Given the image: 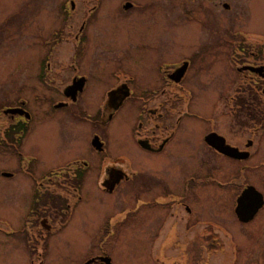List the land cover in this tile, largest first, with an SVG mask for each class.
Masks as SVG:
<instances>
[{
  "label": "flooded vegetation",
  "instance_id": "af4514ba",
  "mask_svg": "<svg viewBox=\"0 0 264 264\" xmlns=\"http://www.w3.org/2000/svg\"><path fill=\"white\" fill-rule=\"evenodd\" d=\"M67 1L73 11L74 0ZM99 2L82 14L78 28L69 26V37L73 39H59L63 33L51 28L47 30L53 39L43 38L44 29L36 26L28 30L24 24L26 28L21 30L19 40L23 51H36L35 68L30 69L32 61L26 62L27 71L19 88L9 82L12 77L0 83V87L7 88L4 95L0 93V101L8 100L0 105V155L17 163L14 162L12 170L1 169L0 176L8 180L16 172L29 173L34 184L29 201H4L6 213L0 214V250L12 255L9 264H123L120 253L109 244L124 232V227H131V235L139 234L138 238L151 237L149 255L155 264H183V259L186 264L184 236L218 238L221 229L232 232L229 225L202 214L206 190L224 188L232 192V216L241 225L251 223L264 209L263 204L253 219L245 223L238 220L235 212L237 197L247 187H254L264 201V154L259 155L264 152L260 147L264 135V29L250 25L260 20L254 10L256 4L262 10L263 1L115 0L122 17L133 19L136 27L141 25L153 31L154 38L162 25L167 28L178 24L183 29L196 26L199 31L200 41L191 57L180 55L154 61L153 69L150 68L155 75L153 84L136 87L134 66L141 73L144 70L135 61L134 51L144 46L153 48L156 40L124 39L125 36L117 40L92 39L91 22L98 25L106 15L105 8L101 10L104 0ZM9 21L0 29V39L13 40L7 33ZM97 29L102 27L99 25ZM170 40L164 39L163 46L160 47L161 42L158 46L164 56L170 51ZM182 45L183 41L181 49ZM194 56L213 59L211 64L217 66L207 69L203 78L198 77L193 72V67L198 66L194 65ZM107 69L113 82L104 90L102 102L91 115L86 100L89 82L94 79V87L99 89L101 75ZM60 70L69 74L64 85L60 89L55 83L47 85L45 79L50 76L62 77ZM208 72L223 78L222 84L214 88L207 81ZM231 75L233 81L224 87ZM204 91L209 102L197 103L195 94ZM7 94L12 95L11 99L6 98ZM42 101L51 110L40 108L38 104ZM221 110L227 111L222 114L228 118L229 130L243 135L239 139L219 127ZM58 111L63 113L52 119L63 128L93 122L84 135L95 158L75 157L66 160L64 166L55 165L37 173L32 166L37 157L28 153L34 142L30 138L42 125L39 117ZM121 111H126L123 120L119 118ZM63 115L68 117V126L62 123L66 119ZM115 121L117 127L112 126ZM110 127L116 128L115 136L123 146L131 144L149 158L150 166L145 171L138 168L127 174L125 170L130 167L124 164L126 153L108 161L106 148L114 135ZM216 145L227 147L230 154ZM188 160L193 165L192 173L201 174V178L186 174L184 163ZM221 166L228 168L223 179L213 174ZM92 172L100 177L97 182L100 189L110 195L131 180L133 205L124 213L110 210L109 214L107 201H96L97 208L93 201H78ZM120 176L122 179L112 192L103 188ZM71 198L77 201H70ZM88 225L92 231L87 229ZM196 226L200 228L193 232ZM76 235L84 238L82 257H76ZM171 236L175 237L173 249L163 245L164 239ZM51 249L53 258L47 259ZM199 250L202 251L201 246Z\"/></svg>",
  "mask_w": 264,
  "mask_h": 264
},
{
  "label": "rangeland",
  "instance_id": "374dc122",
  "mask_svg": "<svg viewBox=\"0 0 264 264\" xmlns=\"http://www.w3.org/2000/svg\"><path fill=\"white\" fill-rule=\"evenodd\" d=\"M99 1L100 0H74L75 9L71 11L72 9L70 10V5L67 0H0V29L6 21L10 20L9 22L11 27L7 33H10L11 38L13 39L11 41L7 39H0V81L3 80L0 83H3L8 77H12L13 79L10 78L9 82L12 86L16 85V87L19 88L18 85H20L23 75L27 71L25 68L26 62L32 61L31 63L33 64L30 65V69L35 68L33 55L36 54V51H23V45L19 40V36L22 34L21 30H25L26 26L28 30L38 26L39 29H44L43 38L53 39L52 33L47 30V28H51L53 30L59 29L60 32L63 33L59 39H73L69 37V31L71 30L69 26L74 25L75 28H78L82 23V14L86 13L85 11L95 3L99 4ZM262 1V10L257 4L256 9L254 10L256 17H259L260 20L252 21L250 25L264 29V0ZM114 2L115 0H104L102 3L101 10L105 8L104 10L106 11V15L105 18L102 19V22L98 21V25L95 24V21L91 22L92 26L90 28L92 39L117 40L121 39L122 36H125L124 39L156 40L154 42L155 47L149 48L148 46H144L143 48L134 51L135 61H138L144 70V72L141 73L134 66L137 71L135 73L136 82L134 83V87L153 84L155 75L152 73L150 68L153 69L154 61L168 57L174 59L180 55H189L191 57V55L194 54L198 46L197 43L200 41L197 39L199 31L196 26H188L183 29L178 24H171V27L167 28L162 25L159 28V31L157 30L158 34L154 38L153 31H150L141 25L136 27L135 23H133V19L122 17V12L117 9V6L115 5L116 3ZM125 22H129L127 26L125 25ZM99 25L102 29H97ZM155 28L158 29L157 26ZM223 30H225V28ZM164 39H171V47H169L170 51L166 52V56H164L163 51L158 48L160 42V47L163 46ZM181 41L184 42L182 49ZM170 42L167 41V45L170 46ZM44 51L46 52L47 48H44ZM195 56L193 59L195 62L194 65L197 64L198 66L193 67V72L199 75L198 77L203 78V74L207 69L217 66L211 64L213 59L207 60L205 56L199 58H196ZM117 61L118 60L114 63L116 64ZM218 70L219 67L217 68V71ZM53 72L54 71H51L50 75H52ZM59 73L62 74V77L50 76L45 79L47 85L55 83L54 86L60 89L67 81L65 77L69 74L61 70ZM206 77L207 81H211V85L214 88H217L223 82V78L213 77L212 72H208ZM101 78L102 83L99 89L94 87L96 83L94 79L90 80L89 87L87 88L88 91L86 93V100L90 105L91 115H94L95 107L99 106L102 102L104 95L103 97H101V95L104 90L113 82L109 69L103 72ZM226 79L227 84L224 87L230 85L233 75ZM0 88V93L4 95L3 91H6L7 88L4 89L3 86ZM12 91L14 90L12 89L11 92ZM205 93L206 92L204 91L195 94L197 103L206 102L208 100L207 94ZM11 96V94H7L6 98L11 99ZM7 101H0V105H5ZM38 106L40 108L45 107L43 110H51V107L47 103H43V101L39 102ZM223 111L226 110L220 111L217 123L220 128H225L226 132L229 130L228 126H226L228 118L226 114H222ZM62 113L63 111H58L48 117H39L42 119V125L39 124L38 129L34 130V133L30 138L34 140V142L33 145L29 147L30 150H28V153H33L34 156L37 157V161L32 164L34 167L33 170L37 173L55 165L64 166L66 160L75 157L87 159L95 158L96 154H93L92 150H90L88 142L86 141V136L84 135L87 127L92 126L93 122H83L76 124L73 128H63L52 119L59 117ZM125 114L126 111H121L119 113V118H121V120L125 119ZM63 117L66 119L62 121V123H64L65 126H68V117L64 115ZM112 126L117 127V121H115ZM112 131L114 135L111 136V144L109 143L106 148L108 152V161L114 160L116 155L119 153H126L127 157L124 158V164L125 166L130 167L129 169L127 168L128 170H125L127 174H131L133 170L138 168L140 171H145L146 168L150 166L149 158L140 154L131 144L129 146H123L121 139L115 136L117 133L116 128ZM229 132L233 133L236 139L243 136L233 130L232 132L229 130ZM260 147L264 149V135L261 137ZM263 154L264 152L259 153L261 156ZM9 159L11 158L0 155V170H12L14 168V162L17 165L16 161L13 162ZM213 159L214 158H212L211 165L214 162ZM184 164L187 165L186 174H191L194 170L192 162L188 160ZM215 171L216 172L213 174L220 177V179L227 177V166L216 168ZM14 172L16 171L14 170ZM192 175L195 178L202 177L201 174L192 173ZM99 178V176H96V173L92 172L91 175L89 174V180H86L85 185L80 192L82 199L78 201H93V206L95 208L99 207L96 204V201H107L109 214H111L110 210L124 213L128 207L133 205L132 201L134 198V191L131 180L127 184L123 183L120 185L119 190L110 195L104 193L100 189L99 183L97 184L100 180ZM33 185L34 184L29 176V173L24 174L19 171L16 172L14 178L8 180L0 176V214L2 215L6 213V209H4V201H29L28 195L33 193ZM59 192L62 193L60 190ZM199 196L202 197V192L199 193ZM231 196L232 192H229L224 188H220L218 190L213 189L212 192L211 190H206L204 192L203 197H205V201L202 214H204L205 218L214 217V219L218 220L219 223H224L226 226L229 225L228 228L231 229L232 232L227 228L226 232L221 229L218 238H211L207 235L204 236V238H200V235L199 237H192L190 234L184 236V238H182V242L186 244V249L188 251L186 264H264V209L258 213L256 218L251 223L241 225L234 220V217L232 216L233 207L230 199ZM75 200L76 198L70 199V201ZM115 205L118 206V209ZM114 211L112 212L114 213ZM198 212L200 213L199 208ZM97 214H100V208L97 209ZM97 214H95L96 219L99 218V215ZM146 223H149L147 219ZM189 227L190 224H188V229ZM199 228L200 227L196 226L192 231L198 232ZM76 229H78L77 226L75 227V230ZM87 229H90L91 231L93 230L90 225L87 226ZM217 229L218 228L215 227V230ZM123 231L124 232L119 237L114 238L113 242L109 244L113 247V250H115L116 253H120L122 263L155 264L149 255V252L151 251V237L138 238L139 234L131 235V227H124ZM204 234H206V232ZM75 237H77L74 241L75 246L77 247L76 257H82V253L84 252V238L79 235H76ZM78 240H80V244H78ZM164 240L165 243L163 245L167 244L166 246L168 248L173 249L175 237L171 236V238H165ZM69 242H72V239H69ZM158 243L159 241L156 244ZM200 246L202 247V251L199 250ZM62 250H65L64 252L67 251L66 249ZM53 252L54 250L51 249V253L47 254L46 258L52 259ZM175 254L176 253L172 255ZM11 259L12 255L2 253L0 250V264H9L10 261H12ZM182 261L184 264L185 260L183 259Z\"/></svg>",
  "mask_w": 264,
  "mask_h": 264
},
{
  "label": "water",
  "instance_id": "95a60500",
  "mask_svg": "<svg viewBox=\"0 0 264 264\" xmlns=\"http://www.w3.org/2000/svg\"><path fill=\"white\" fill-rule=\"evenodd\" d=\"M60 106V105H58ZM223 153L230 154L227 147H218ZM122 176L118 177L111 185H103L106 190L112 192L115 185L120 182ZM262 195L256 191L253 187H247L237 198V206L235 209L237 218L242 222L251 220L257 213L259 208L262 207Z\"/></svg>",
  "mask_w": 264,
  "mask_h": 264
}]
</instances>
